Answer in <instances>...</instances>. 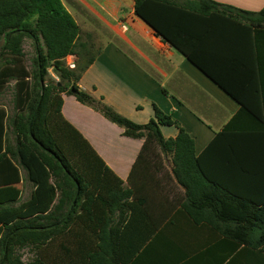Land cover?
<instances>
[{
  "label": "trees",
  "instance_id": "1",
  "mask_svg": "<svg viewBox=\"0 0 264 264\" xmlns=\"http://www.w3.org/2000/svg\"><path fill=\"white\" fill-rule=\"evenodd\" d=\"M133 10L239 111L197 156L190 134L156 106L153 118L136 124L78 86L105 41L82 29L61 0H0V96L12 93L11 107L0 106V264H175L178 241L184 254L207 246L212 264H264V71H239L243 57H202L197 39H220L211 19L222 14L264 35V8L134 0ZM61 94L143 140L126 188L114 185L110 169L64 121ZM164 126L176 136L165 138ZM25 184L32 190L22 200Z\"/></svg>",
  "mask_w": 264,
  "mask_h": 264
},
{
  "label": "crops",
  "instance_id": "2",
  "mask_svg": "<svg viewBox=\"0 0 264 264\" xmlns=\"http://www.w3.org/2000/svg\"><path fill=\"white\" fill-rule=\"evenodd\" d=\"M213 1L239 11L258 12L264 8V0ZM61 3L82 29L95 30L105 41L101 53L82 75L78 86L102 98L122 116L136 124H145L154 117L156 106L190 134L198 156L215 133L229 124L239 111L240 106L234 99L135 16L134 0H61ZM230 15L232 18L222 14L211 19L215 29H220V39L211 34L197 38L202 57H243L244 65L237 67L239 71L256 75L263 72L260 59L264 57V44H261L264 35L257 34L255 28H246L243 21H237L241 25L233 22L235 14ZM116 41L122 43V49ZM61 98L64 121L87 141L110 169L114 185L126 188L143 140L123 136L120 127L73 96L61 94ZM196 110L201 113V119L193 113ZM161 132L165 138L177 134L174 127H161ZM31 190L25 184L21 199H28ZM179 226L178 223V229ZM181 248V241H178L175 264H212L207 246L201 245L186 254ZM137 259L133 258L129 264H135Z\"/></svg>",
  "mask_w": 264,
  "mask_h": 264
},
{
  "label": "rangeland",
  "instance_id": "3",
  "mask_svg": "<svg viewBox=\"0 0 264 264\" xmlns=\"http://www.w3.org/2000/svg\"><path fill=\"white\" fill-rule=\"evenodd\" d=\"M86 30H89V28H86ZM23 48H24V51H25V53L27 55V59H28L32 55L31 43L29 40L25 41ZM50 73L52 75L51 76L52 80L56 81L57 77L51 71H50ZM155 77H156L155 79L157 81H159L158 76L156 75ZM49 79L51 80V78H48V81H49ZM11 99H12V93L10 91V88H8V90H6L5 93L0 97V104L6 106L7 108H10L11 107ZM193 113L200 118L201 113H199V111L196 110V111H193ZM26 192H27V190L25 191V193ZM25 193H24L23 197H25V195H26ZM22 255H23L24 261H29L32 257L31 253L28 252L27 250L23 251Z\"/></svg>",
  "mask_w": 264,
  "mask_h": 264
},
{
  "label": "built area",
  "instance_id": "4",
  "mask_svg": "<svg viewBox=\"0 0 264 264\" xmlns=\"http://www.w3.org/2000/svg\"><path fill=\"white\" fill-rule=\"evenodd\" d=\"M65 61H66V65H67L68 68H70V69H74L75 68V61H76L75 56L69 55V56L66 57Z\"/></svg>",
  "mask_w": 264,
  "mask_h": 264
}]
</instances>
